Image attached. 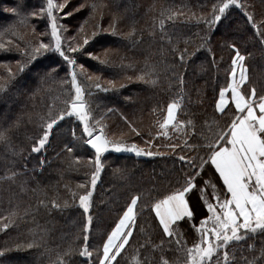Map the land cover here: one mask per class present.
Wrapping results in <instances>:
<instances>
[{"label":"trees","instance_id":"trees-1","mask_svg":"<svg viewBox=\"0 0 264 264\" xmlns=\"http://www.w3.org/2000/svg\"><path fill=\"white\" fill-rule=\"evenodd\" d=\"M58 2L65 7L54 12L56 23L64 50L76 61L89 126L95 133L94 126H101L108 140L136 145L154 155L104 153L93 187L95 153L84 143L87 136L75 116L60 121L46 145L32 151L46 123L73 99L72 69L51 52L30 60L41 42L54 45L50 21L40 14L47 0H0V44L5 46L0 48V84L6 88L0 92L4 115L0 132L7 137L0 141V250L6 252L0 264H56L58 259L98 264V251L103 254L107 234L133 196L139 198L136 225L117 257L119 264H163L165 260L187 264L186 251L175 243V236L163 233L151 208L180 188L189 173H200L194 181L199 189L206 180L217 189L223 187L210 162L200 169V158L207 159L208 139L236 115L234 104L224 114L215 108L220 89L230 80L235 51L229 44L234 43L245 57L247 88L243 84L242 89L250 93L255 88L258 96L264 95V44L245 15H254L264 31V0H237L245 7L232 6L227 19L211 30L204 21L212 18L213 5L220 0H54ZM173 14L175 18L169 20ZM85 39L89 44L84 45ZM70 48L80 51L72 53ZM185 52L186 62H181ZM53 68L56 71L45 78L44 73ZM153 80L154 84L149 82ZM19 87L18 100H11L12 91ZM173 102L180 105L177 123L161 130L165 111ZM193 159L195 170L187 163ZM86 191L93 193L87 213L79 201ZM212 192L208 186L206 195L215 203ZM199 196L194 191L186 197L195 210V221L178 225L188 248L199 237L193 224L199 226L207 216ZM86 246L91 258L79 256ZM262 247L264 234L256 233L233 242L228 251L238 264L253 259L264 264ZM69 249L74 250L71 257L65 255Z\"/></svg>","mask_w":264,"mask_h":264},{"label":"snow or ice","instance_id":"snow-or-ice-1","mask_svg":"<svg viewBox=\"0 0 264 264\" xmlns=\"http://www.w3.org/2000/svg\"><path fill=\"white\" fill-rule=\"evenodd\" d=\"M232 6L245 7L238 4L237 0H220L219 4L213 5L212 18L204 21L208 24L210 30L227 19L225 14ZM64 7L65 4L58 5L54 3V0H47L46 7L41 9L40 14H46L50 21L54 45L41 42L32 50L30 60L35 61L37 57L46 52L58 54L72 69L69 74L76 95L71 100L70 105L59 116L50 118V122L46 123L43 128V136L38 141V147H33L32 151L39 152L46 145L50 134L56 127H59L60 121H63L66 117H77L84 126V134L87 135V140L84 143L95 151V159L92 161L95 171L91 178V184L95 187L99 173L103 168L102 156L104 153L110 150L135 152L137 156L142 154L152 156L154 153L142 149L138 150L136 145L126 146L122 141L108 140L103 134L97 135L94 131H89L90 121L86 118L87 114L84 111V89L79 86L77 82L78 73L74 70L76 61L64 50L56 23L58 17L54 15L55 11ZM10 11L16 12V9ZM175 15H170L168 19H174ZM245 15L247 16L246 23L257 29V35L262 38L260 43L264 44V31H260V26L255 23L254 15L248 13H245ZM161 23L163 24V21ZM131 35L129 34V38H131ZM205 42H207V37ZM83 43L87 45L89 40L85 39ZM228 46L235 51V56L232 58L231 79L226 88L220 89L215 108L224 114L230 111L231 105L234 104L236 115L235 118L231 119L230 124L226 123L225 127L220 128L208 139V143L204 146L207 150V159L201 157L199 165L200 169L203 170L205 165L210 162L223 181V187L217 189L211 180H206L204 188L199 189L194 181L200 176V173L197 172L196 175L189 173L180 188H177L171 194L165 195L163 199L157 200L151 208L155 212V217L159 220V226L162 227L163 233L170 238L175 236V243L186 251L187 264H238L235 261L234 253L231 257L229 255L228 249L232 243L243 241L249 234H264V95L258 96L255 88L251 90V93L245 90L247 88L245 84L247 79L246 69L243 66L245 57L240 54L234 43ZM4 47L3 44H0V48ZM68 51L77 53L80 48H70ZM196 54L194 52L193 56ZM185 55L186 52L181 54V62H186L184 61ZM237 66L240 68L239 81L236 80ZM18 71L22 73L25 68L21 67ZM55 71L53 68L49 72H45L44 77L52 75ZM143 78L139 77V79ZM89 79L91 78L89 77ZM149 82L155 83L154 80ZM242 84L245 85V89L240 88ZM95 87L99 89L101 86L96 83ZM104 90L108 91V89ZM4 91H6L5 85L0 84V92ZM227 93L231 94V102L226 98ZM179 106V102L168 105L167 117L160 125L161 130L166 129L173 122L175 112ZM257 109L259 114H257ZM100 131L102 133L103 129ZM161 134L167 135V131H162ZM72 135L75 136L74 130H72ZM0 141H7L4 132H0ZM110 145L111 149L109 148ZM68 151L71 152L72 149L68 148ZM180 159L181 161L185 160L183 156ZM187 163L190 164L193 170L197 167L195 159L187 161ZM208 186L213 189L212 196L216 201L215 203L210 202L206 195ZM194 191L200 192L198 199L202 202V207L207 212V216L200 219L199 226L193 224V228L199 234V237L198 240L193 242L192 247L188 248L183 241L184 234L178 230V225L181 222L195 221L196 219L195 210L190 206L189 199L186 198ZM92 195L91 191H86L85 195L79 197L80 207L85 213L89 210ZM138 199L136 196L131 198V202L123 211V215L115 223V227L112 228L111 232L107 234V239L103 242V254L99 255V251L97 253L98 264H113L114 261L119 264L117 257L125 249V245L129 243L133 235V227L136 225L135 209L138 205ZM53 206L59 207L55 204ZM12 215L15 216V213H12ZM89 222H91V217H89ZM84 240L88 241V236H85ZM28 247L31 248L33 245L30 244ZM73 251L69 249L65 255L71 257ZM221 251H223L222 257L220 255ZM260 252L261 259L264 260V247L261 248ZM5 254V251L0 250V257ZM79 256L91 258L92 253L88 251L86 246L79 251ZM56 264H68V262L64 259H58ZM93 264H96L95 260ZM163 264H168V262L165 260ZM246 264H256V261L253 259L247 261Z\"/></svg>","mask_w":264,"mask_h":264},{"label":"rangeland","instance_id":"rangeland-1","mask_svg":"<svg viewBox=\"0 0 264 264\" xmlns=\"http://www.w3.org/2000/svg\"><path fill=\"white\" fill-rule=\"evenodd\" d=\"M58 5L59 4H61V3H57ZM50 26V25H49ZM50 34H51V27H50ZM32 76V75H31ZM30 76V77H31ZM71 77V76H70ZM28 79H30V78H28ZM72 79V78H71ZM25 81V80H24ZM71 86H72V83H71ZM80 86V85H79ZM81 87V86H80ZM22 90V87H19V88H17L15 91L13 90L12 91V97H11V100H13V101H16V100H18V92L19 91H21ZM75 95H76V93H75V89H74V87L72 86V97H73V99L75 98ZM83 100H84V96H83ZM8 101H10V100H8ZM168 108V107H167ZM166 113H167V109H166V111H165V114H164V119H165V117H166ZM4 115H2V114H0V119H2V118H4L3 117ZM86 118L88 119L89 118V116L88 115H86ZM163 122H164V120H163ZM176 125V124H175ZM174 125V126H175ZM82 126H83V124H82ZM174 126H169V127H173L174 128ZM84 127V126H83ZM82 127V128H83ZM97 130H98V132H101L100 130L102 129V127L100 126V127H96V126H94ZM168 126H167V128H169ZM89 131H94L93 130V128L92 127H90L89 126ZM98 132H96V133H98ZM105 136H106V139H108V137H107V135H106V133L103 131L102 132ZM87 136V135H86ZM87 138V137H86ZM127 146V145H126ZM130 147V146H129ZM109 148L111 149V145L109 146ZM140 150V149H139ZM122 152H130V151H122ZM10 261H14V258H12V259H10Z\"/></svg>","mask_w":264,"mask_h":264},{"label":"crops","instance_id":"crops-1","mask_svg":"<svg viewBox=\"0 0 264 264\" xmlns=\"http://www.w3.org/2000/svg\"><path fill=\"white\" fill-rule=\"evenodd\" d=\"M245 68V67H244ZM239 73H240V68H239V66H237V68H236V80L237 81H239V79H240V75H239ZM246 77H247V73H246ZM230 79H231V74H230ZM246 81V80H245ZM242 86H243V84L242 85H240V88L242 89ZM251 93V92H250ZM226 98L228 99V101L229 102H231V94L230 93H227L226 94ZM218 99H219V96H218ZM217 99V100H218ZM235 106V105H234ZM176 112H177V110H176ZM176 112H175V119L173 120V122L171 123V124H169L168 125V127L171 125V126H174L176 123H177V121H176ZM257 114H259L258 113V109H257ZM166 117H167V113H166ZM165 117V118H166ZM165 120V119H164ZM214 167V166H213ZM215 169V168H214Z\"/></svg>","mask_w":264,"mask_h":264},{"label":"water","instance_id":"water-1","mask_svg":"<svg viewBox=\"0 0 264 264\" xmlns=\"http://www.w3.org/2000/svg\"><path fill=\"white\" fill-rule=\"evenodd\" d=\"M86 107V106H85ZM85 110V109H84ZM97 135H101V134H103V133H101V132H98V133H96ZM104 135V134H103ZM105 136V135H104ZM105 138H106V136H105ZM92 152H94L95 153V151H94V149H92L90 146H87Z\"/></svg>","mask_w":264,"mask_h":264}]
</instances>
